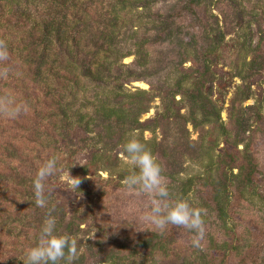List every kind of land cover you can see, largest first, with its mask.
Returning <instances> with one entry per match:
<instances>
[{
  "label": "rangeland",
  "instance_id": "obj_1",
  "mask_svg": "<svg viewBox=\"0 0 264 264\" xmlns=\"http://www.w3.org/2000/svg\"><path fill=\"white\" fill-rule=\"evenodd\" d=\"M179 1L0 0V42L9 53V60L0 63V71L8 73L0 78V98L10 95L28 109L15 119L0 114V151L7 153L0 154V172L12 176L0 181V192L8 195L0 197V264H23L25 250L34 245L49 215L58 234L77 240L79 258L73 264H210L212 254L227 248L229 239L238 240L235 250L225 251L230 261L264 264V186L235 187L237 170L226 173L217 164L223 147L218 126H202L197 117L194 128L186 100L170 96L177 81L201 63L194 37L180 23H171ZM199 9L215 48L210 56L215 81L206 85L204 96L220 109L233 147L241 151L248 144L262 172L264 0H201ZM65 55L86 62L89 76L62 70ZM108 90L126 103L104 120L110 125L102 132L115 124L125 130L133 125L137 110L129 108L142 98L147 110L137 118L150 121L153 131L133 135L155 144L153 155L170 197L185 198L201 211L199 248L182 227L169 225L163 234L153 230L147 218L149 196L128 190L117 179L124 171L133 172L129 158L121 147L104 148L105 140L92 136L98 124L93 109L113 103ZM139 91L145 94L135 97ZM79 127L88 134L76 133ZM54 135L57 140L51 142ZM50 148L58 168L50 177L60 190L40 207L31 177ZM101 149L103 170L89 173L90 182L79 184L93 192L82 202L72 192V177ZM211 185L218 186L217 201L228 196L230 218L221 219L204 200Z\"/></svg>",
  "mask_w": 264,
  "mask_h": 264
},
{
  "label": "trees",
  "instance_id": "obj_2",
  "mask_svg": "<svg viewBox=\"0 0 264 264\" xmlns=\"http://www.w3.org/2000/svg\"><path fill=\"white\" fill-rule=\"evenodd\" d=\"M200 2L201 0H180L179 3L173 7L172 15L169 16L172 24L180 23L182 28H185V30L194 37V41L196 42V59L201 62L193 69L191 73L184 74L180 78V80L177 81L175 85L176 91L170 94L171 99L172 101H174V97L176 95H180L181 100H186L189 107L191 124L194 125V128L197 127V117H200L199 123L202 126L207 124L218 126L219 133L223 139V147L220 148L217 155V164H220L222 171L224 170L226 173H232L233 170H237L236 175H234V178L238 180L235 187H237L238 189H242L246 186H254L255 184L264 186V171L261 172L258 170L257 164L251 150L248 147V144H244L241 151L237 150V146L233 147L229 140V133L224 127V123L220 119V109L218 108L216 103L212 102L206 96H204L206 85L209 83H214L215 81L214 75L212 74L210 68V56L215 48L213 44H211L210 39L205 35L202 12L199 9ZM61 66L62 70L68 73H70V71L72 72L80 70L82 73V77L84 78H86L90 74V68L86 62H78L73 58H69L67 55H65L64 62L61 64ZM107 94L108 97L112 96L111 100L113 101V103L96 106L93 109V117L97 119L96 123L98 124L95 127L97 129V132H95V134H93L92 136L99 139H104V148H106L107 146H112L114 148L121 147L123 150V144L127 141V139L135 136L133 135V132H135L136 130L140 131V133H143L145 131H153V129L148 127V124L151 123L150 121L140 122L139 118H137V115L139 113H144L147 110L146 108H143V103L141 102L142 98L139 97L132 103V107L133 105L134 107L129 108V110L132 111L134 108L137 110L136 115H134V117L132 118L133 125H130L128 129L125 130L123 126H120V124H115L114 129L111 128L110 130H108V133H103V129L107 128V125H110V122H108L109 124H104V120L115 114V112L119 108H121L124 105L123 103L125 102L118 99L120 98L118 92L108 90ZM144 94V91H139L135 94V97L143 96ZM108 97L106 99H108ZM1 127L2 124L0 123V129ZM76 131V133L82 132L83 136H85V134H88L85 133L84 130L80 127ZM56 140L57 136H52L51 142H55ZM140 140L148 145L147 147L151 150L152 154L155 153V144L151 142L146 143V141H144L142 138H140ZM1 145L2 144H0V148L2 147ZM4 150L2 149L0 151L1 155L3 153H6V151ZM52 152V148H50L49 150L47 149L46 153L40 156L38 162H40L42 165L46 159L54 157V153L52 154ZM103 152L104 150L101 149L98 152L90 154L91 159L89 160L88 165L84 166L89 168H93L94 165L97 166L94 170H92V172H86L84 170L85 167H83L80 169V173H78L75 177L80 178V181H84V183L90 182V179L86 178L87 176H90L89 173H98L99 171L103 170L102 166H100L103 156L105 155ZM121 152H123V154L128 157L124 150ZM36 175L37 170L34 169L33 177H31L32 183H34ZM127 175L128 172L124 171L119 176H117V179L122 181ZM6 176L8 179H10L11 171L4 170L0 172V181L6 179ZM19 179L21 180V182L24 181L23 174L19 176ZM53 180H55L53 177H48L47 181L45 182L47 196L50 198L54 196V193L57 190H60L59 183L53 182ZM222 183L223 189L226 190V183H228L226 176L223 179ZM90 188V186L81 187L79 185L78 188L73 189L72 192L78 193V195L82 197L79 198V200L81 199V201L83 202L87 199L90 200L92 198L93 192L92 190H90ZM217 189V185L208 186L203 198L206 202L210 203L214 211H216L221 219H228L230 218L229 214H233L230 203L228 202V196H225L220 201H217ZM6 195L7 193L5 191L0 192V197L4 198L6 197ZM99 197H101L100 194ZM169 233L171 235L174 234V232L171 230L169 231ZM234 237L235 236H233V239ZM234 242V240L229 239V245L227 248H222L219 251H215L211 256L210 264H245L244 258L232 262L230 261V257L225 254V251H232L236 249ZM235 243L237 244L238 240H236Z\"/></svg>",
  "mask_w": 264,
  "mask_h": 264
},
{
  "label": "clouds",
  "instance_id": "obj_3",
  "mask_svg": "<svg viewBox=\"0 0 264 264\" xmlns=\"http://www.w3.org/2000/svg\"><path fill=\"white\" fill-rule=\"evenodd\" d=\"M9 60L6 44L0 42V63ZM7 70L0 71V78H6ZM28 111L27 106L18 104L10 95L0 98V114L15 119ZM133 172L123 180L128 190H139L149 196V212L147 218L153 230L163 234L169 225L182 227L192 233L191 244L194 248L201 246L204 237V223L201 211L192 206L185 198L170 197L164 183L162 168L147 145L135 136L123 144ZM58 171L55 157L46 159L38 169L34 180V196L38 206L47 203L46 181ZM72 177V176H71ZM80 178L72 177L74 188H78ZM23 264H73L79 258L77 240L57 233L55 218L49 215L42 223L38 237L33 246L25 250Z\"/></svg>",
  "mask_w": 264,
  "mask_h": 264
}]
</instances>
